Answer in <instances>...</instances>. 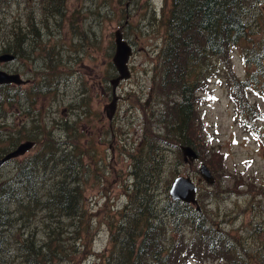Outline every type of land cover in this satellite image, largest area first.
<instances>
[{
    "label": "rangeland",
    "instance_id": "374dc122",
    "mask_svg": "<svg viewBox=\"0 0 264 264\" xmlns=\"http://www.w3.org/2000/svg\"><path fill=\"white\" fill-rule=\"evenodd\" d=\"M63 1L61 8L59 0L46 4L45 0H10L7 4L0 0V55L10 44L24 49L19 60H0V64L20 68L29 79L22 87L32 88L34 101L32 114L18 111L13 83L0 87V152H9L27 140L35 142L0 168V186L12 179L21 180L19 172L28 162H37L40 167L42 157L52 158L54 173L62 176L68 172V179L83 189L91 223L90 233L77 237L74 228L79 218L60 217L64 220L61 242L68 257L57 258L54 264H99L98 253H106L111 247L108 222L121 218L120 212L129 202L126 190L135 187L132 166L134 154L144 151L145 127L153 123L155 131H166L162 129L166 124L157 120L156 113L167 109L168 100L175 98L158 90L166 77L162 56L167 27L163 18L168 16L172 0ZM254 3L249 37L233 49L235 70L242 79L248 72L242 46L251 48L253 54L264 52V0ZM19 26L24 31L20 39ZM120 29L133 46L129 60L132 74L117 86L119 99L111 119L107 105L113 97L112 78L117 76L113 56ZM260 68L258 73L251 66L256 77L236 99L230 93L227 77L209 79V90L199 105L205 128L192 136L199 153L196 159L185 160L184 144L178 139L162 143L157 151L158 157L164 154L162 163L157 161L159 167L150 154L141 155L142 173L153 171L147 175V182L141 178L143 186H150L152 205L155 203L158 213L164 214L168 235L175 236V229L184 231L187 237L193 234V222L183 218L175 224L173 214L165 210L173 180L178 175H191L199 185L200 216L209 226L221 228L238 245L232 248L246 260L249 253L264 251V58ZM246 96L257 105L255 112L259 113L251 117L246 109L243 120L239 105ZM29 122L33 127L31 138L24 140ZM205 156L211 157L209 167L216 178L213 184L200 179ZM49 176L46 187L57 182ZM57 218L38 209L31 221L15 222L7 231L12 255L8 264H22L16 249L32 231L39 241L48 240L47 230L50 225L56 226ZM208 258H189L186 264H221ZM252 259L256 262L258 257L253 255Z\"/></svg>",
    "mask_w": 264,
    "mask_h": 264
},
{
    "label": "trees",
    "instance_id": "16d2710c",
    "mask_svg": "<svg viewBox=\"0 0 264 264\" xmlns=\"http://www.w3.org/2000/svg\"><path fill=\"white\" fill-rule=\"evenodd\" d=\"M3 1L7 4L10 0ZM49 1L51 0H45V4ZM59 1L62 8L64 1ZM254 1L172 0L169 14L163 18L167 27L162 56L166 77L162 78L158 90L162 95L173 94L175 98L168 100L167 109L156 113L157 120L166 124L165 128L162 127L166 131H155L153 123L145 127L141 146L144 151L134 154L136 157L132 172L136 174L135 187H128L126 190L129 202L120 212L121 218L108 222L111 247L106 253H98L99 264H186L189 258L204 257L219 260L221 264H264V251L249 253V260H246L244 255L232 248L233 245H238L221 228L209 226L207 219L200 216V209L196 205L192 207L190 203L181 200L170 198L165 210L173 214L175 224L183 222V218L187 222H193V234L187 237L184 231L175 229V236L168 235L164 214L158 213L155 203L152 205L150 186L147 183L143 186L141 179L147 182V175L153 173L152 170L148 172V169L146 173H142V153L150 154L159 167L157 161L162 163L164 154L158 157L157 151L161 149L162 143H172L178 139L180 144L192 145L196 149L197 144L192 136L197 131L201 133L202 127L205 128L200 120L199 105L200 98L204 99L209 90L210 78L220 75L227 77L230 93L236 99L247 91L251 79L256 77L250 71L251 66H255L256 72H260L263 51L253 54L251 48L242 46L248 70L244 79L237 75L233 59V49L241 46L251 32L248 26L249 17L255 12ZM19 28L21 34L18 32V39L24 35L23 28ZM17 48L19 47L10 44V48L6 47L4 51L13 54L18 50L24 52V49ZM3 86L5 85H0ZM252 103L247 96L240 100L239 116L243 120H246V109L251 117L258 115L259 112H255L257 105ZM5 153L7 152H0V157ZM46 158L40 159V167L36 165L37 162H28L19 172L22 177L19 182L12 179L0 186V264L11 262L7 231L12 229L15 222L26 223V219L34 217L38 209L58 217L57 224L49 226L48 240L39 241L34 231L30 233V237L23 239L16 249V256L22 264H54L57 258L67 259V249L61 242L64 234V220L61 216L79 218V225L74 228L77 237L81 233H90L91 223L87 219L83 189L79 183L73 184V180L68 179V172L65 171L62 176L55 174V169H52L55 166L50 167L52 158ZM204 159L211 166V157L205 156ZM50 173L55 176H49ZM47 176L57 179L55 185L46 187L50 184ZM140 193L149 195L142 196ZM146 196L149 198L144 200ZM12 205L14 208H10ZM253 255L258 257V262L252 259Z\"/></svg>",
    "mask_w": 264,
    "mask_h": 264
},
{
    "label": "water",
    "instance_id": "95a60500",
    "mask_svg": "<svg viewBox=\"0 0 264 264\" xmlns=\"http://www.w3.org/2000/svg\"><path fill=\"white\" fill-rule=\"evenodd\" d=\"M133 53V46L124 38L122 30L116 33V52L113 56V61L118 70V75L112 78L113 84V98L107 105V112L112 119L117 109L119 95L117 94V86L123 79L131 76V69L129 60ZM14 54L4 52L0 56V60L13 59ZM23 81L21 76L16 72H10L6 69L0 68V84L20 82ZM35 142L27 140L19 144L15 149L5 153L0 157V167L8 160L25 153ZM184 158L185 160H194L199 156L198 151L192 145H184ZM200 179H205L208 183L213 184L216 181L215 175L206 162H201L200 166ZM199 185L191 175H178L172 182L170 187V196L172 199L181 200L184 202L195 204L198 209L201 208L198 199Z\"/></svg>",
    "mask_w": 264,
    "mask_h": 264
},
{
    "label": "flooded vegetation",
    "instance_id": "af4514ba",
    "mask_svg": "<svg viewBox=\"0 0 264 264\" xmlns=\"http://www.w3.org/2000/svg\"><path fill=\"white\" fill-rule=\"evenodd\" d=\"M20 56H22V53H21L20 50H18L16 52H14V58L12 60H2V62L3 61H15V60H19ZM1 66L2 67L3 66L6 67L7 68L6 70H8L10 72H16V73H18L21 76V78L23 79V81H20V82H13V85L15 86L14 89L16 91V96H17L16 103H15V107H16V109L18 111H22L21 109H24L25 110L24 111L25 113L32 114L33 107H34V105H33L34 104L33 103L34 101H33V98H32V95H33L32 94V88L30 86H28L27 88L26 87H22V85L26 84L29 81V79L25 78L24 73L20 70V68L15 67V65L12 68L7 67L8 65H5V64H0V68H1ZM0 85L7 86V85H10V83H4V84H0ZM23 101H24V103H23ZM33 116H34V114H33ZM27 125L29 127V130H28L29 132H28V135L24 137L25 138L24 140L30 139L31 132H32L31 131V128L33 130L32 122L27 123ZM18 129L20 130L22 128H18ZM19 130H18V132H19ZM22 133H23V131L20 132V133H18V134L19 135H22Z\"/></svg>",
    "mask_w": 264,
    "mask_h": 264
}]
</instances>
